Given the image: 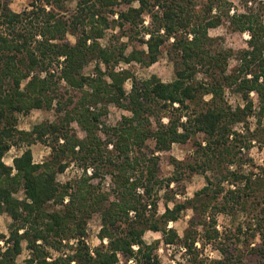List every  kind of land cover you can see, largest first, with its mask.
Masks as SVG:
<instances>
[{
    "label": "trees",
    "instance_id": "16d2710c",
    "mask_svg": "<svg viewBox=\"0 0 264 264\" xmlns=\"http://www.w3.org/2000/svg\"><path fill=\"white\" fill-rule=\"evenodd\" d=\"M66 1L31 0L18 12L0 0V215L12 218L8 235L0 233V264H117L121 256L161 264L160 240L148 243L147 231L184 248L188 264H264V163L251 155L255 144L264 148V11L252 7L256 0L233 12L229 0H78L71 12ZM225 21L250 35L237 53L215 48L210 35ZM116 29L121 34L101 43ZM166 46L171 81L120 66L149 67ZM228 88L242 105L228 101ZM109 105L129 114L108 124ZM33 109H54L57 119L20 129L18 115ZM189 141L192 154L172 158L173 174L163 176L159 153ZM36 143L50 148L42 162L34 160ZM15 146L25 148L9 165ZM73 164L81 174L61 182ZM195 174L203 187L173 206L168 196L160 212V191ZM188 209L181 236L170 223ZM95 214L102 242L91 247ZM222 215L230 226L220 228ZM24 242L29 256L19 263ZM208 245L218 257L202 255Z\"/></svg>",
    "mask_w": 264,
    "mask_h": 264
},
{
    "label": "rangeland",
    "instance_id": "374dc122",
    "mask_svg": "<svg viewBox=\"0 0 264 264\" xmlns=\"http://www.w3.org/2000/svg\"><path fill=\"white\" fill-rule=\"evenodd\" d=\"M10 7L14 11H23L27 7H29L31 0H8ZM78 0H67L65 2V5L68 9V12H71L75 9L76 4ZM233 3L232 11L239 10L242 11L245 9L244 3L242 0H229ZM134 5H137V2L134 3ZM253 8L260 9L264 11V0H256L254 2V5H252ZM148 20H146L147 22ZM128 31V30H127ZM117 32L118 34H121L122 31L119 29H116L115 31L109 30L107 32V36L101 39V43L106 44L108 41V37L112 34ZM210 35L215 39V48H223V49H229L232 48L236 53L242 49L248 46V41L250 39L249 33H241L233 31L229 28V24L227 21H225L223 24L212 28L210 30ZM67 39L71 43H75L76 37L72 34H69L67 36ZM121 41H129L128 36L122 35ZM140 47V46H138ZM168 46L163 48V52L159 58V60L154 63L153 65L149 67H144L143 65L139 63H121L120 66L123 67H129L131 68L135 74L139 78H149L151 75L156 74L164 81H171L175 78V67L173 61L169 58L168 54ZM132 49V44H130L127 52H129ZM237 63L236 57H233L230 59V68L232 69ZM94 71V63H90L86 66L85 72L86 73H92ZM202 77V74L199 75ZM126 87L129 90L131 87L130 81L126 83ZM226 98L228 101L236 107L237 105H242L244 103V100L241 95H239L237 92H234L233 89L228 88L225 93ZM252 96L255 98V102H257L256 94L253 93ZM129 114V112L123 108L117 107L115 105H109V113L107 116H105V121L108 124H116L123 115ZM57 119V115L54 109H33L28 114H19L18 115V127L20 129L24 130H31L34 125L45 122V121H53ZM165 121L167 119L165 118ZM251 125L254 126L256 117L252 116L250 118ZM239 127V126H238ZM73 128L76 132L82 137L85 135V132L80 129V127L77 124H73ZM23 147H12L9 152L5 155L4 161L12 165L13 164V158L19 154L22 153L24 150ZM33 150L34 160L36 162H42L44 161L50 153V148L48 145L43 143H36L31 146ZM193 151V142L189 141L185 144L181 143H175L172 145L170 150L160 152L161 155L160 159V165L162 169L163 176H170L173 174L174 166L172 164V158H177L180 160H185L192 154ZM251 155L255 158V160L258 163H264V148H260L259 144H255L254 147L251 150ZM81 169L78 168L76 165L70 166L65 172L58 175V179L61 182H65L69 179H72L76 176H79L81 174ZM106 182L109 181V178L107 177ZM104 182L106 188H108V184ZM206 180L203 175L195 174L190 177H187L183 181H181L180 184H176L173 182L170 186V188H165L160 191L161 199L159 200V211L163 212L165 210V201L168 200V204L170 206H173L174 201H185L186 198H191L194 196L195 192L199 190L203 185L205 184ZM171 190V191H170ZM20 197L23 196V193L19 194ZM191 209H188L184 211L181 215V217L174 222L170 223V226H173L176 228V230L179 232L181 236L184 235L188 225L189 220L192 216ZM220 228H223L224 226H230L232 221L230 217L228 216H220ZM12 223V218L7 214L4 213L0 215V233H5L8 235L9 228ZM101 228V217L99 214H95L87 223V241L90 244L91 247H96L97 245H100L102 242L99 232ZM144 239L148 243H152L154 241L160 240V245L158 249V255L161 260V264H175L177 261H182L184 264H188L187 255L185 253L184 248L180 247L179 244L170 246L166 245L162 240V234L161 232H154V231H147L144 235ZM74 241H72L73 243ZM0 244H3V241L0 240ZM198 246L200 247L201 244L198 242ZM51 253L53 254V257L61 255L63 253V250H53L51 249ZM202 255L204 257L210 256V257H218L219 253L217 250L212 249L209 245L206 246L203 251ZM29 256V251L26 249V242L23 243V252L18 257V262L22 263L24 259H26ZM117 264H136L134 260L127 261L125 257L121 256L120 262Z\"/></svg>",
    "mask_w": 264,
    "mask_h": 264
},
{
    "label": "built area",
    "instance_id": "2783aa9c",
    "mask_svg": "<svg viewBox=\"0 0 264 264\" xmlns=\"http://www.w3.org/2000/svg\"><path fill=\"white\" fill-rule=\"evenodd\" d=\"M253 94V93H252ZM106 242V240H104Z\"/></svg>",
    "mask_w": 264,
    "mask_h": 264
}]
</instances>
